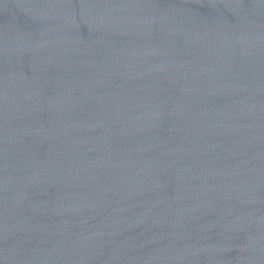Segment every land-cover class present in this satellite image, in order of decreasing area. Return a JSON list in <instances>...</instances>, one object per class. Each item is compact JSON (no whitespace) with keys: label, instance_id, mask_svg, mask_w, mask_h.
Masks as SVG:
<instances>
[{"label":"water","instance_id":"1","mask_svg":"<svg viewBox=\"0 0 264 264\" xmlns=\"http://www.w3.org/2000/svg\"><path fill=\"white\" fill-rule=\"evenodd\" d=\"M0 264H264V0H0Z\"/></svg>","mask_w":264,"mask_h":264}]
</instances>
